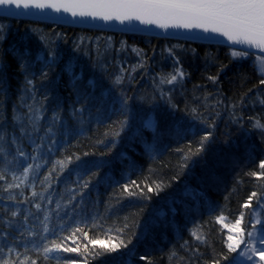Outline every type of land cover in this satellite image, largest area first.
Segmentation results:
<instances>
[{"label": "trees", "instance_id": "obj_1", "mask_svg": "<svg viewBox=\"0 0 264 264\" xmlns=\"http://www.w3.org/2000/svg\"><path fill=\"white\" fill-rule=\"evenodd\" d=\"M0 27V260L235 264L241 244L228 250L217 218L241 214V239L253 225L264 237L258 55L1 16ZM177 68L183 79L162 82ZM109 236L131 243H89ZM61 241L78 252L45 259Z\"/></svg>", "mask_w": 264, "mask_h": 264}, {"label": "snow or ice", "instance_id": "obj_2", "mask_svg": "<svg viewBox=\"0 0 264 264\" xmlns=\"http://www.w3.org/2000/svg\"><path fill=\"white\" fill-rule=\"evenodd\" d=\"M21 8H52L59 12L63 9L65 12H70L73 17L79 15L81 17H92L93 19H101L104 21L117 20L121 23L125 21H139L142 24L156 25L159 28L168 29L169 27L184 28V29H200L204 32L218 33L226 38L228 42L233 45L246 46L248 49L256 48L264 52V0H0V11L11 12V9ZM2 31V27H0ZM233 58H243L249 55L245 51H232ZM256 68L260 75V84L264 85V57L257 56ZM185 73L180 69H175L166 81L168 84L177 82L178 78L183 79ZM215 82V77H209ZM117 83H120V77H117ZM31 83V81H29ZM264 103V100L261 101ZM252 127L264 133V123L260 119L254 118ZM208 136L201 139L200 146L196 152L203 149V144L208 140ZM61 167H64V161L57 162ZM259 167L264 169V161L260 162ZM28 168L24 170V176L27 177ZM257 178L264 177V172L257 174L252 173ZM3 179V176H0ZM132 185L139 188L135 181ZM159 190V185H157ZM125 192H129V186H125ZM148 191H152L149 187ZM135 193L129 192V195ZM35 195V193H34ZM256 196L253 192L249 197ZM247 203L243 207H247ZM39 208V205H36ZM16 213L13 212V216ZM243 214L237 218L234 223H224L225 217L217 218V223H221L222 227H226L228 232L233 230L242 232L240 228ZM257 223H261L257 221ZM253 231L247 233L249 240L253 237V232L256 231V226H252ZM47 231V229H45ZM80 231V229H77ZM112 230L110 229L109 232ZM116 231H121L117 229ZM192 235L202 240V235L193 232ZM83 238H87V233H82ZM64 239H68L65 237ZM111 243L100 239H91L89 243L93 246L99 244L108 251H115L120 247H127L131 240L124 241L118 237H108ZM226 247L230 252H236L240 247V243L244 241H234L231 235L227 238ZM75 243V241H74ZM246 249L251 251L252 255L247 256V259L252 260L253 256H258L259 260L264 261V249H257L254 244L244 242ZM260 243L264 244V237H261ZM63 250L66 252H78L79 245L76 247H66L61 243L53 242L51 247H43L44 258L48 259V254L53 251ZM12 249H9L11 252ZM85 252H88L87 245H85ZM103 253L92 252L91 255L97 256ZM240 255H247V252L241 250ZM143 259V258H142ZM0 264H13L12 261L4 259L0 260ZM26 264V262H20ZM31 264H36V261H31ZM68 264H75V261H69ZM84 264H88L85 260ZM214 264H219L215 261ZM255 264V262H254Z\"/></svg>", "mask_w": 264, "mask_h": 264}, {"label": "water", "instance_id": "obj_3", "mask_svg": "<svg viewBox=\"0 0 264 264\" xmlns=\"http://www.w3.org/2000/svg\"><path fill=\"white\" fill-rule=\"evenodd\" d=\"M1 17L13 19L28 20L34 23H45L49 25H58L63 27L88 29L101 32H110L126 35H143L156 38L170 39L176 41L201 43L206 45H220L231 47L236 50L249 52L264 57V52L246 46L233 45L226 40L225 37L211 31L204 32L200 29H184L169 27L168 29L159 28L156 25L142 24L139 21H125L121 23L117 20L104 21L101 19H93L92 17H81L79 15L73 17L70 12L61 9L59 12L52 8H15L11 12L0 11Z\"/></svg>", "mask_w": 264, "mask_h": 264}, {"label": "rangeland", "instance_id": "obj_4", "mask_svg": "<svg viewBox=\"0 0 264 264\" xmlns=\"http://www.w3.org/2000/svg\"><path fill=\"white\" fill-rule=\"evenodd\" d=\"M245 57H243V58H236L237 60L239 59H244ZM255 221V223L256 224H258L257 223V221H260L261 223H259L260 225H263L264 224V204L262 205V207L256 212V214H255V219H254ZM250 231H253V229H251ZM249 231V232H250ZM258 231L259 230H257V227H256V231L255 232H253V237L251 238V240H249V237H248V235L247 236H244L245 238H244V240H242L241 238H242V236H240V234H238V233H236L235 232V230H233L231 233H230V235L233 237V240L234 241H246V239H248V242H250V243H252V244H254L255 245V247L257 248V249H264V244H262V243H260V239H261V237H263V236H260L259 234H258ZM241 244V247H242V250H244V251H246L247 252V255L245 256V255H240V253H239V256L237 257V259H236V261H235V264H254V262H255V264H264V261H261V260H259V257L258 256H253V259L252 260H249V259H247V256H251L252 255V253H251V251H248L247 249H246V244H243V242H241L240 243ZM258 245H261L260 247H258ZM241 252V251H240Z\"/></svg>", "mask_w": 264, "mask_h": 264}]
</instances>
